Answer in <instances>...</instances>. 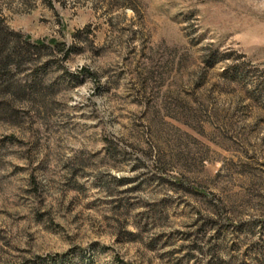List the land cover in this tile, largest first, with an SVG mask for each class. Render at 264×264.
I'll list each match as a JSON object with an SVG mask.
<instances>
[{
    "label": "rangeland",
    "instance_id": "374dc122",
    "mask_svg": "<svg viewBox=\"0 0 264 264\" xmlns=\"http://www.w3.org/2000/svg\"><path fill=\"white\" fill-rule=\"evenodd\" d=\"M0 17L73 46L46 106L0 121V264H264V0Z\"/></svg>",
    "mask_w": 264,
    "mask_h": 264
},
{
    "label": "trees",
    "instance_id": "16d2710c",
    "mask_svg": "<svg viewBox=\"0 0 264 264\" xmlns=\"http://www.w3.org/2000/svg\"><path fill=\"white\" fill-rule=\"evenodd\" d=\"M72 51L63 41L32 39L10 29L0 17V121L15 122L22 110H42L53 86L41 70L47 55L58 53L65 61ZM255 81L264 90V79Z\"/></svg>",
    "mask_w": 264,
    "mask_h": 264
}]
</instances>
